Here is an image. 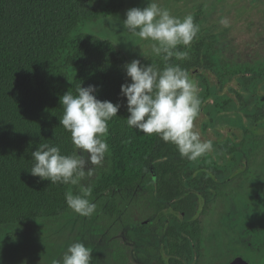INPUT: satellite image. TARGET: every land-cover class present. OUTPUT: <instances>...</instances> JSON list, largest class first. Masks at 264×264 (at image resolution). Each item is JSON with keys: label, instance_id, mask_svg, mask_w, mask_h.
Wrapping results in <instances>:
<instances>
[{"label": "trees", "instance_id": "16d2710c", "mask_svg": "<svg viewBox=\"0 0 264 264\" xmlns=\"http://www.w3.org/2000/svg\"><path fill=\"white\" fill-rule=\"evenodd\" d=\"M126 1L0 0V225L54 218L68 211L65 192L75 186L32 176L28 171L34 163L31 153L39 143H49L60 146L62 154H72L70 133L59 124L60 97L67 91L74 93L78 84L95 85L97 99L119 102L121 107L108 122L107 164L99 172L94 193L133 189L148 180L152 188L148 203L162 222L161 242L167 253L157 262L190 264L200 243L199 214L206 212L210 187L216 181L213 175L225 170L227 163L201 164V169L208 167L212 173L198 179L190 169L192 161L182 158L173 144L127 127L126 98L119 95L120 85L130 82L124 69L127 56L110 40L77 31L84 21L117 14ZM199 18L197 11L194 22ZM214 42L198 32L189 48L178 46L188 52V59L173 57L170 63L179 64L189 75L192 69L207 68L219 83L239 76L238 105L245 111L253 102L254 111L246 113L251 127H264V93L258 90L264 81V64L217 57ZM148 63L163 67L156 56L144 64ZM203 81L205 101L211 91L207 79ZM230 101L228 97L216 105L222 108ZM222 150L232 153L230 162L237 161V149L222 145Z\"/></svg>", "mask_w": 264, "mask_h": 264}, {"label": "rangeland", "instance_id": "374dc122", "mask_svg": "<svg viewBox=\"0 0 264 264\" xmlns=\"http://www.w3.org/2000/svg\"><path fill=\"white\" fill-rule=\"evenodd\" d=\"M173 16L183 18L200 11L199 33L214 39L217 57L232 63L264 64V0H158ZM147 0H127L117 14L95 21H84L77 31L88 32L113 42L128 58L145 63L155 57L151 41L141 40L123 28L125 12L132 7H144ZM227 18L229 26L219 21ZM251 75V74H250ZM190 77L198 84L201 106L194 121L195 130L204 141H211L213 149L192 161L194 175H207L200 165L227 163L223 173L215 175L216 183L205 213H200L201 242L195 250L192 264H228L236 257L247 264H264V127H251L246 113L254 111L249 102L242 111L238 105L236 89L242 90L239 76L219 83L217 75L192 69ZM208 81L211 94L205 95ZM264 93V81L259 85ZM230 97L222 108L217 102ZM244 122L245 124H243ZM235 148L232 153L222 150ZM241 152H244L243 155ZM108 152L101 165L94 168L83 186H92L89 197L96 210L90 217L75 214L70 208L61 216L33 219L19 224L0 225V264H52L66 246L83 241L92 249L93 264H155L157 243L162 234V223L155 221L149 206L152 191L147 180L133 189H115L94 193L99 172L106 167ZM230 162V163H229ZM204 171V172H203ZM207 173V174H206ZM76 185L73 194L80 193ZM197 211L200 201H195ZM147 226L143 230L139 225ZM146 222V223H145ZM162 251V250H161Z\"/></svg>", "mask_w": 264, "mask_h": 264}, {"label": "clouds", "instance_id": "9594fccd", "mask_svg": "<svg viewBox=\"0 0 264 264\" xmlns=\"http://www.w3.org/2000/svg\"><path fill=\"white\" fill-rule=\"evenodd\" d=\"M219 23L229 26L227 18ZM124 29L141 40L151 41V52L162 59L163 67L144 64L133 59L124 64L126 77L120 85V93L126 98L129 115L126 125L146 135L155 134L165 143L173 144L182 158L195 161L213 149L211 141H204L195 130L194 121L199 115L201 100L198 84L179 64L170 61L188 59L189 48L199 32V25L191 14L182 19L173 16L158 0H147L144 7L126 10L121 22ZM97 86L67 91L60 97L63 112L59 124L70 133L74 145L72 154H62L58 145L39 143L31 153L34 161L28 170L34 177L51 184L81 185L80 193L65 192L67 206L79 216L90 217L96 210L89 197L92 186L81 182L94 173L93 167L102 164L109 146L108 122L117 116L119 102L96 98ZM92 249L81 241L66 246L52 264H93Z\"/></svg>", "mask_w": 264, "mask_h": 264}, {"label": "flooded vegetation", "instance_id": "af4514ba", "mask_svg": "<svg viewBox=\"0 0 264 264\" xmlns=\"http://www.w3.org/2000/svg\"><path fill=\"white\" fill-rule=\"evenodd\" d=\"M206 166V165H205ZM204 169H206V171H208L209 173H212V170L211 169H209L208 167H205ZM222 171V170H221ZM221 173H223V171L221 172ZM220 173V174H221ZM215 175H219V174H214L213 176H214V178H215ZM215 180H216V178H215ZM217 181V180H216ZM216 181L214 182V184L216 183ZM213 193V192H212ZM211 197H212V194H211ZM199 200V199H198ZM210 200H211V198H210ZM209 200V201H210ZM201 206V205H200ZM208 207V206H207ZM201 208V207H200ZM200 208L198 209V211H197V209H196V212H199V210H200ZM153 209V208H152ZM206 210H207V208H206ZM154 211V210H153ZM154 214H155V212H154ZM200 215V214H199ZM199 218H200V216H199ZM154 220L155 221H159V219L156 217V214H155V218H154ZM201 220V219H200ZM160 222V221H159ZM146 223V222H145ZM160 223H162V222H160ZM144 224V222L143 223H141L140 225H139V229L140 230H143L144 229V227L145 226H147L146 224H149V222L148 223H146L145 225H143ZM162 226V225H161ZM201 227H202V224H201ZM201 233H202V231H201ZM161 238H162V234H161V237L159 238V241H158V243H157V252H156V261H155V264H159L157 261V259L159 258V256H163V257H165L166 258V256H167V253L165 252V250H164V246H163V243L161 242ZM200 242H201V237H200ZM199 245H200V243H199ZM199 246H197L195 249H194V253H195V250L198 248ZM162 250V251H161ZM193 258H194V256H193ZM192 261H193V259L190 261V264H192ZM232 261V260H231ZM230 261V262H231ZM229 262V263H230ZM228 263V264H229Z\"/></svg>", "mask_w": 264, "mask_h": 264}, {"label": "water", "instance_id": "95a60500", "mask_svg": "<svg viewBox=\"0 0 264 264\" xmlns=\"http://www.w3.org/2000/svg\"><path fill=\"white\" fill-rule=\"evenodd\" d=\"M229 264H247L242 258L236 257Z\"/></svg>", "mask_w": 264, "mask_h": 264}]
</instances>
